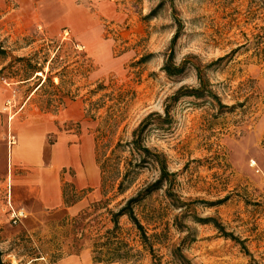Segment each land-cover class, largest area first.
Wrapping results in <instances>:
<instances>
[{
	"label": "rangeland",
	"instance_id": "rangeland-1",
	"mask_svg": "<svg viewBox=\"0 0 264 264\" xmlns=\"http://www.w3.org/2000/svg\"><path fill=\"white\" fill-rule=\"evenodd\" d=\"M157 2L0 0V43L9 52L0 68L12 62L10 56H45L43 73L36 74L44 80L58 50L54 72L61 76H52L58 90L46 91L64 98L56 112H44L37 79L15 82L5 75L0 85L11 88L5 114L9 120L28 112L52 114L61 134L78 137L74 143L88 141L96 158L104 154L118 166L121 156L120 170L130 161L123 158L130 156L133 130L155 114L143 144L162 153L175 176L169 194L164 188L152 193L136 212L147 234L161 242L155 245L161 264H173L175 246L192 264H264V7L253 0H173L181 24L173 61L186 67L169 77L161 67L176 23L168 2L156 18H145ZM196 66L219 101L169 102L180 87L198 85ZM166 104L170 121H164ZM157 177L154 166L145 167L107 208ZM65 188L71 196L70 184ZM92 194L84 195L91 200L82 218L65 210H23L25 218L13 224L8 187L0 186V264H61L76 256L92 262L93 238L112 227L99 205L101 191ZM199 218L216 219L243 240L245 251ZM120 226L122 237L136 242L125 217ZM139 264H151L150 258Z\"/></svg>",
	"mask_w": 264,
	"mask_h": 264
},
{
	"label": "trees",
	"instance_id": "trees-1",
	"mask_svg": "<svg viewBox=\"0 0 264 264\" xmlns=\"http://www.w3.org/2000/svg\"><path fill=\"white\" fill-rule=\"evenodd\" d=\"M259 1L261 6L264 7V0H253ZM169 3L171 12L173 13V19L176 23V31L170 40V52L167 56L164 64L161 67V71L169 76L181 75L186 67V62H182L180 65L174 64V52L172 47L175 45L180 37L181 24L176 18V10L173 6V0H158L157 5L150 10L146 19L156 18L159 12L164 8L166 3ZM9 57V52L0 43V59L4 60ZM12 62L0 68V78L12 79L15 82H28L30 79H37L38 83L35 90L41 92V103L43 107L41 110L44 112H56L59 107L64 104L63 96H57L50 94L46 91V86L57 89L59 85H55L52 82V76L59 77L55 70V64L61 58L58 50L55 52L54 57L50 60L48 72L45 75V79L42 80L40 76L36 75L38 72L43 73V69L48 62L47 57L40 59V57H14L10 56ZM213 65V63H212ZM211 64L207 67H210ZM196 78L198 85L196 87H180L170 98L169 102H177L182 97H193L194 99L212 98L213 100L219 101L218 97L212 94L209 89V83L206 80L203 71L196 66ZM55 92V91H53ZM52 92V93H53ZM219 103V102H218ZM169 105L164 106V121H170L169 117ZM221 106L220 103L217 104ZM155 114H148L139 125L132 132V140L129 142L130 148L128 153L130 156L123 158L130 160L120 170L121 156L118 159V166L109 164L112 157H105L104 154L97 156V163L99 165L101 174V200L99 205L105 208L109 215V222L112 224L110 229H107L102 236H96L93 238L91 244L92 247V262L95 264H139L144 256L150 258L151 264H161L162 259L156 252L155 245L161 244L158 240H152L154 235H148L147 231L142 224L136 209L138 206L148 198L152 193L162 190L163 188L170 193V185L173 182L175 176L174 173L169 172L167 168L166 158L160 152L152 150L143 144V134L152 124L151 117ZM160 117V116H159ZM114 154V152H113ZM104 157V159L102 158ZM114 157V160H116ZM133 161V162H132ZM132 162V163H131ZM134 163V164H133ZM147 166H154L158 170V177L152 182L144 184L141 188H138L133 195L126 199H122L117 202L115 209L107 208L108 204L113 202L117 197L125 194L135 183L137 176ZM71 196L68 197L66 188H64V203L66 206H71L77 202L81 197L85 195V192H79L75 194L73 189ZM109 193H112L111 197H107ZM223 200L211 203L209 205L214 206L221 204ZM86 212H82L79 218H82ZM125 217L127 221L132 225V228L136 232V242L129 243L121 235L120 219ZM202 224H213L217 230L220 231L221 235L225 238L230 239L243 247V240L235 237L231 232H226L224 227L220 225L214 218H204L196 220ZM171 263L173 264H192L188 259L181 246H175L171 248Z\"/></svg>",
	"mask_w": 264,
	"mask_h": 264
},
{
	"label": "crops",
	"instance_id": "crops-1",
	"mask_svg": "<svg viewBox=\"0 0 264 264\" xmlns=\"http://www.w3.org/2000/svg\"><path fill=\"white\" fill-rule=\"evenodd\" d=\"M10 89L0 85V186L8 187L14 209L32 215L65 210L70 217L79 216L91 198L83 196L66 206L63 193L69 184L77 193L92 190L93 198L99 193L101 174L93 146L91 150L88 141L74 143L78 137L61 134L52 114L28 112L9 120L5 103ZM11 136L13 141H9ZM61 264L95 263L76 256Z\"/></svg>",
	"mask_w": 264,
	"mask_h": 264
},
{
	"label": "built area",
	"instance_id": "built-area-1",
	"mask_svg": "<svg viewBox=\"0 0 264 264\" xmlns=\"http://www.w3.org/2000/svg\"><path fill=\"white\" fill-rule=\"evenodd\" d=\"M9 105H10V102L7 101L5 104V111L8 109ZM9 141H13L12 136L9 138ZM9 201L10 200H8L7 203L9 205V210H10V219L13 222V224H16L20 222L23 218H25V213L23 212V210H15L14 208H12Z\"/></svg>",
	"mask_w": 264,
	"mask_h": 264
}]
</instances>
